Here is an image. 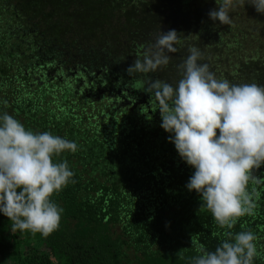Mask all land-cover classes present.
Instances as JSON below:
<instances>
[{
  "label": "trees",
  "instance_id": "16d2710c",
  "mask_svg": "<svg viewBox=\"0 0 264 264\" xmlns=\"http://www.w3.org/2000/svg\"><path fill=\"white\" fill-rule=\"evenodd\" d=\"M193 5L0 0V116L78 145L54 158L67 160L75 181L52 197L63 209L59 229L47 238L12 232L0 213V264H194L197 250L215 251L227 231L253 232V264H264V165L248 184L254 214L221 228L187 189L195 169L169 141L158 101L145 91L149 79L176 87L177 66L197 43L179 37L166 67L126 73L160 31L197 22L207 10ZM258 65L250 63L255 77L247 83L264 86Z\"/></svg>",
  "mask_w": 264,
  "mask_h": 264
},
{
  "label": "clouds",
  "instance_id": "9594fccd",
  "mask_svg": "<svg viewBox=\"0 0 264 264\" xmlns=\"http://www.w3.org/2000/svg\"><path fill=\"white\" fill-rule=\"evenodd\" d=\"M245 4L264 14V0H222L208 16L231 25L230 12ZM178 39L174 29L160 31L155 43L126 68L127 75L166 67L171 60L167 53L177 51ZM188 51L177 66L182 78L176 87L149 79L145 91L158 101L161 127L172 134L169 141L195 169L187 189L200 195L202 207L221 228L231 230L256 207L248 184L258 182L254 170L264 165V86L218 79L207 63H198L203 59L200 49L192 46ZM77 150L73 141L28 130L7 113L0 116V213L12 222V232L47 238L59 229L63 209L52 197L75 181L67 160L54 158ZM224 235L215 251L201 246L194 264H253L258 237L251 231Z\"/></svg>",
  "mask_w": 264,
  "mask_h": 264
},
{
  "label": "rangeland",
  "instance_id": "374dc122",
  "mask_svg": "<svg viewBox=\"0 0 264 264\" xmlns=\"http://www.w3.org/2000/svg\"><path fill=\"white\" fill-rule=\"evenodd\" d=\"M221 3L222 0H194V7L207 6L205 13L197 22L178 23L173 29H177L180 40L187 37L191 43H197L203 54L198 63H207L218 79L245 84L255 77L250 63L256 61L264 70V14L245 4L230 12L231 25H221L208 16L209 11L218 8ZM171 28L168 27L169 30ZM180 40L175 47L180 45ZM120 51L123 52V49Z\"/></svg>",
  "mask_w": 264,
  "mask_h": 264
}]
</instances>
